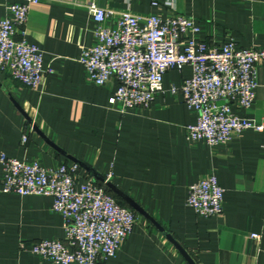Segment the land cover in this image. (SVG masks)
I'll use <instances>...</instances> for the list:
<instances>
[{
    "label": "crops",
    "instance_id": "1",
    "mask_svg": "<svg viewBox=\"0 0 264 264\" xmlns=\"http://www.w3.org/2000/svg\"><path fill=\"white\" fill-rule=\"evenodd\" d=\"M93 1L114 12L104 24L108 28L116 27L122 11L162 20L183 15L200 29L197 43L221 47L233 41L238 49H264V0H42L30 7L26 40L43 52L52 73L36 90L0 74V156L38 162L47 170L79 164V185L92 178L135 212L133 232L102 264H188L168 235L196 264H264V132L248 130L213 148L192 141L188 128L197 113L181 93L172 92L192 77L188 66L165 75L151 108L119 112L112 105L118 81L96 86L80 62L83 50L96 43L94 18L86 8ZM22 2L0 0V18H10V7ZM259 84L252 108L233 105L232 112L263 123L264 67ZM209 176L224 190L223 211L204 218L187 199L189 187ZM64 238L65 221L53 211V198L4 192L0 164V264H54L30 248Z\"/></svg>",
    "mask_w": 264,
    "mask_h": 264
},
{
    "label": "built area",
    "instance_id": "2",
    "mask_svg": "<svg viewBox=\"0 0 264 264\" xmlns=\"http://www.w3.org/2000/svg\"><path fill=\"white\" fill-rule=\"evenodd\" d=\"M41 2L23 0L10 7V18H0V74L32 90L52 73L44 65L43 52L26 40L30 7ZM86 8L94 18L96 43L83 50L80 62L92 84L102 87L112 79L118 81L112 105L119 112L151 108L163 91L165 75L188 66L192 77L172 92L181 93L185 105L197 113L196 124L188 128L192 141L213 148L229 144L235 135L248 130L264 132V122L232 112L233 105L243 110L254 105L264 49H238L233 41L221 47L197 43L194 36L200 29L193 18L183 15L162 20L122 11L116 27L108 28L104 24L114 12L94 1ZM29 129H36L34 121ZM27 142L28 135L24 134L22 143ZM0 164L4 192L51 197L53 211L64 218V240L32 244V253L41 259L54 264H102L117 255L133 232L135 212L122 206L92 178L79 185V164L47 170L38 162L26 163L5 155L0 156ZM223 200L224 190L215 176L189 187L188 204L204 218L220 215ZM252 238L258 240L259 236Z\"/></svg>",
    "mask_w": 264,
    "mask_h": 264
},
{
    "label": "water",
    "instance_id": "3",
    "mask_svg": "<svg viewBox=\"0 0 264 264\" xmlns=\"http://www.w3.org/2000/svg\"><path fill=\"white\" fill-rule=\"evenodd\" d=\"M15 103V102H14ZM17 108L24 113L23 109L17 104L15 103ZM25 114V113H24ZM108 188L114 192L117 196H119L120 198H122L123 200H125V202L134 210H136L137 212H139L141 215H143L144 217H146L147 219H149L157 228H159L162 232L164 231L163 228H161L154 220H152V218H150L145 211H143L137 204H135L131 199H129L127 196H125L122 192H120L118 189H116L114 186H112L111 184H108ZM168 239L170 240V242L175 246V248L182 254V256L185 258V260L188 262V264H196L195 261L193 260V258L189 255V253L181 246L179 245L176 240L168 235Z\"/></svg>",
    "mask_w": 264,
    "mask_h": 264
},
{
    "label": "trees",
    "instance_id": "4",
    "mask_svg": "<svg viewBox=\"0 0 264 264\" xmlns=\"http://www.w3.org/2000/svg\"><path fill=\"white\" fill-rule=\"evenodd\" d=\"M122 206L127 207V205L119 200H117ZM129 208V207H128Z\"/></svg>",
    "mask_w": 264,
    "mask_h": 264
}]
</instances>
